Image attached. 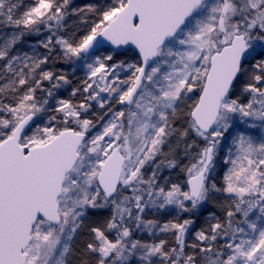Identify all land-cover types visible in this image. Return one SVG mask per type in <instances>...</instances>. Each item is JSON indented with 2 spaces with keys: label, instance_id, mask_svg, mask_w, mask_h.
Returning a JSON list of instances; mask_svg holds the SVG:
<instances>
[{
  "label": "snow or ice",
  "instance_id": "6c2138e0",
  "mask_svg": "<svg viewBox=\"0 0 264 264\" xmlns=\"http://www.w3.org/2000/svg\"><path fill=\"white\" fill-rule=\"evenodd\" d=\"M69 3L35 0L16 16L18 5L0 0V23L16 30L0 44V264H264V134H253L264 133V0H106L73 9L96 16L78 40L58 35ZM41 26L52 33L44 49L87 69L72 90L84 99H60L51 112L67 76L43 69L50 55L12 54ZM105 41L115 47L98 55ZM125 45L136 59L113 62ZM94 104L104 115H92ZM190 134L203 147L185 143L186 178L173 183L162 176L179 166L170 142ZM213 195L227 198L225 217L210 216L191 245L192 219L143 218L168 207L192 213ZM103 209L107 219L84 223ZM134 231L172 233L175 244Z\"/></svg>",
  "mask_w": 264,
  "mask_h": 264
},
{
  "label": "trees",
  "instance_id": "16d2710c",
  "mask_svg": "<svg viewBox=\"0 0 264 264\" xmlns=\"http://www.w3.org/2000/svg\"><path fill=\"white\" fill-rule=\"evenodd\" d=\"M75 0H73L74 2ZM14 3H16L18 5V7L15 10V15L16 16H20L22 15L25 11H27L28 9H30L31 7L34 6L35 4V0H13ZM71 6H72V0H70L69 3V7L67 10V14L65 16L64 22L61 26L60 32L58 33V35H62L63 33H65V29L67 28L69 30L68 27V22L71 18ZM87 20V26L84 23V20ZM96 19V16L92 15V14H87L85 16H81V18L76 19L74 21L73 24L69 25L71 27V35H72V39H76L78 40L82 35L87 34V30H88V26H90ZM16 30L14 28L11 27H6L3 23H0V39H2L3 43L6 42L8 39H10L12 37V33H14ZM52 33H50L46 27L41 26L39 29L38 33H31L28 34L27 32H25V34L23 35L22 39L19 40V42L17 43V45L15 46V48L12 49V54H23V53H27L28 55H33V53H35L36 55L39 56H45V55H50V59L48 61V63L46 65H43V69L44 70H50L53 71L55 74L60 75V74H64L67 76V79L70 81V84H66V85H61L60 89L57 88L56 92H55V97L54 98H58V97H66L69 98L70 100H72L73 103H75V100L78 98V96H80L79 94L76 96H72V90L74 88H79L80 84H78L76 81H74V79H72L71 75L68 72L69 69V64L67 61H65L64 59L61 58L60 56V49L56 48L53 50V53H49V51L47 49H44L42 47V45L40 44L41 41H46L48 36L51 35ZM100 50H110V52L112 51V48L109 46H104L102 48H100ZM136 59V55H135V50L131 47H125L122 48L120 50H116L115 53H113V60H116L117 62L119 61H129L132 62ZM3 61H0V68L3 67ZM121 77L122 78H127V75L129 73H121ZM55 81H53L52 83H49L47 81L44 82V88L45 89H51L52 88V84H54ZM38 98L43 99L46 96V93H42L40 90H37L36 93ZM198 95L196 96V100L198 98ZM195 100V101H196ZM51 105H53V102H50ZM118 106V105H117ZM54 111V106L53 108L50 109V112ZM48 117L47 116H43V120H47ZM183 126L187 127L186 122L183 121ZM177 127H180L179 124H177ZM227 135V134H226ZM196 140V144L198 145V147H203V141L196 139L194 137L193 134H190L189 137L187 138L186 141H181L178 139H172L170 142V146L173 149L174 153H175V158L179 164L178 167H176L175 169H163L162 170V176L164 178H169L171 182L173 183H183V181L185 180V173L182 171L183 167L185 165H187L189 163V159L185 158V143H192L193 140ZM225 145H229L231 143V139H227L225 141L222 142ZM165 153H168L169 148L165 147ZM197 149H193L192 152L194 154L195 151H197ZM224 151H221L219 153V156L217 158V161H221V159H223L224 156ZM162 159V157H161ZM222 170V166L221 168L217 171V179H219V173ZM163 179L161 180V183H163ZM224 198V195H220L219 198ZM212 198L213 196L207 201L206 206H204L201 211L200 214H203L206 216L207 211L206 209H208L207 205H211L213 204L215 201L213 200L212 203ZM219 202V201H218ZM99 211V210H98ZM219 213L221 215V220L224 219L225 217V213L222 212L221 209H219ZM149 212H152L151 210H146V212L143 215V218L145 221H147L148 219L150 220H154L153 222L159 223V224H163V222H168L166 221V219L168 217H172L174 218V213L173 210L168 208V209H163V210H159L157 212V217L158 215H160L158 218H151L149 216ZM154 212V211H153ZM204 219H206V217H204ZM207 221V220H204ZM135 227V226H133ZM136 232L139 231H134V234ZM163 233L160 232H156L155 235H152L150 233H148L147 231H141V238L143 239V241H147L146 243H150L153 241H159L161 240V236ZM167 234L168 239L170 240V242H172V245L175 244V236L172 233H164ZM85 232H83V237H85ZM78 246L82 247V243H77ZM74 264H78V261H76L74 259ZM132 264H134L132 262ZM154 264V263H153Z\"/></svg>",
  "mask_w": 264,
  "mask_h": 264
},
{
  "label": "rangeland",
  "instance_id": "374dc122",
  "mask_svg": "<svg viewBox=\"0 0 264 264\" xmlns=\"http://www.w3.org/2000/svg\"><path fill=\"white\" fill-rule=\"evenodd\" d=\"M105 2H106V0H75L74 2L72 0L71 18H70V20L68 22L69 30L66 28L65 29V33H63L62 35H64L66 38L72 39L71 27L69 25L73 24L76 19L81 18V15L78 14V13L73 12V9L84 8V7H86L89 4H93V5L99 6L100 4H103ZM2 43H3V41H2V39H0V44H2ZM109 52H110V50H100L97 54L98 55H101V54L102 55H107ZM113 62H117V61L116 60H113ZM68 64H69L68 72L71 75L72 79H74V81H76L78 84L81 85V82L84 81L85 79H87V75H86L87 69L85 67H83V66H76L75 62H68ZM74 67H75V71H74ZM60 87H59V89H60ZM53 91H54V97H55L56 89H54ZM197 94H199L198 91L194 95L191 96V99H186L185 100V104L181 105V108H182L183 111L186 112L188 110L187 107H186V105L190 106L192 103L195 102ZM60 99H69V98H66V97H64V98L61 97L60 98V97H58V98L51 99L49 102H53V106H55L56 101H58ZM83 99H84V97L82 95H80L75 100V103H79ZM115 107H119V106L116 105ZM105 111H107V109H105L104 111H101V110L98 109L97 105L94 104L93 105V108H92V115L94 117H99L101 115H104V112ZM42 119H43V116H42ZM236 123L241 128L246 127V125H243V124H240L239 123V117L238 116L236 118ZM178 124L179 125L180 124H183V121H181ZM253 134H257L258 135V134H264V133H262L261 130L256 129V130H254V133ZM162 159H163V157H162ZM222 160L223 159H221V161H220V159H219V161H217V171L222 166ZM150 174L151 173H150V170H149L146 173V175H150ZM219 196L220 195H213L212 203H213V200L215 202L213 204H211V205H207L208 206V209H206V211H207L206 216L203 215V214H200V211H201V209L204 206H206L207 203L204 204V205H202L201 207H199L198 209H196L192 213H182V212H180L179 209H176L175 207H168V208H170V209L173 210V213L175 215H174V218L168 217L166 219V221H172V220H180V221H182L183 219H192L194 221V224L190 228V231L186 234L185 242H186L187 245L194 244V243H196V240H195V234H196V232L198 230H200L201 228H207V226L210 223H215L216 222L215 220H212L209 217L212 216V215H214L215 217L221 219V215L219 213L220 212L219 209H221L222 212L225 213V209L223 207H221V204L222 203H227V198L226 197H224V198H221L220 197L219 198ZM168 208H166V209H168ZM151 211L152 212H149V216L151 218L154 219V218H158L160 216V215H158V217H157V212H158L157 210L152 209ZM110 213H111V210L110 209H103V210L95 211L94 213L90 210L88 219L85 220L84 223L87 225L88 223H90L91 221H94V220L103 221V220L107 219L110 216ZM204 217H206V219H204ZM148 220H150V219H148ZM204 220H207V221H204ZM151 221H154V220H151ZM163 224H164V222H163ZM83 232H85V234H86L87 229L85 228V229H82L81 230V232L79 233V235L76 238V244L77 243L78 244L79 243H82L85 239L88 238L87 235H85V237H83ZM134 238L135 239H139L141 242H145V243L147 242V241H143V239L141 238V231L136 232L134 234ZM161 239L166 240L168 242V247H172L173 246L172 245V242H170V240L168 239L167 234H164L163 233L162 236H161ZM186 251L190 253L192 250H191V248H186ZM132 262L134 264H136V260L135 259ZM153 263L154 264H161V262H160L159 259L154 260ZM73 264H74V261H73Z\"/></svg>",
  "mask_w": 264,
  "mask_h": 264
},
{
  "label": "water",
  "instance_id": "95a60500",
  "mask_svg": "<svg viewBox=\"0 0 264 264\" xmlns=\"http://www.w3.org/2000/svg\"><path fill=\"white\" fill-rule=\"evenodd\" d=\"M101 39H102V38H101ZM104 46H109V47H111L112 49L115 47V46L110 45V43L107 42V41L104 42V44H103L102 47H104ZM102 47H101V48H102ZM125 47H131V48L134 49V46H131V45H125V46H121V47H120L119 49H117V50H120V49L125 48ZM134 50H135V49H134ZM198 97H199V95H198ZM197 99H198V98H197Z\"/></svg>",
  "mask_w": 264,
  "mask_h": 264
}]
</instances>
